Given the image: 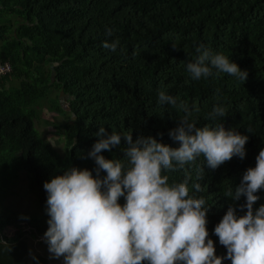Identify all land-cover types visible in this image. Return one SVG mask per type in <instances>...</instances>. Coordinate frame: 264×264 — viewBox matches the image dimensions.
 <instances>
[{"label":"trees","instance_id":"16d2710c","mask_svg":"<svg viewBox=\"0 0 264 264\" xmlns=\"http://www.w3.org/2000/svg\"><path fill=\"white\" fill-rule=\"evenodd\" d=\"M105 40H119L117 50L105 49ZM201 45L227 55L248 72V79L243 83L223 73L191 79L186 66ZM4 64L11 65L12 74L0 78V264H54L42 255L30 256L27 234L43 239L49 227L46 181L71 166L96 175L95 161L87 154L99 139L100 126L108 133L131 129L133 141L154 136L179 146L169 132L182 113L158 104L160 89L190 108L199 105L198 127L222 123L249 137L244 159L233 157L211 169L200 157L185 169L164 173L169 183L183 182L186 174L190 188L201 183L203 191L192 189L190 195L205 199L209 238L216 254L226 256L215 226L229 207L237 215L247 210L240 209L245 197L233 201L224 189L234 190L264 149V0H0ZM60 91L69 114L62 125L63 155L35 126L44 99H50L53 111H64ZM53 92L57 95L50 98ZM217 104L228 109L227 116L205 119ZM125 146L122 138L103 155L123 158ZM23 175L35 211L5 205ZM257 195L254 209L264 204V189ZM119 202L125 203L124 198ZM11 228L14 234L7 232Z\"/></svg>","mask_w":264,"mask_h":264},{"label":"clouds","instance_id":"9594fccd","mask_svg":"<svg viewBox=\"0 0 264 264\" xmlns=\"http://www.w3.org/2000/svg\"><path fill=\"white\" fill-rule=\"evenodd\" d=\"M112 32L109 28L106 35ZM118 45L119 40H105L102 46L115 52ZM196 51L199 55L186 66L191 79L221 73L243 83L248 79V72L227 55L214 54L203 45ZM157 100L182 113L178 126L169 132L178 147L154 136L133 141L131 129L108 133L100 126L95 133L99 139L87 154L95 161L96 175L88 168L71 166L45 182L49 227L43 239L50 258H62L63 264H223L225 259L231 264H264V204L253 207L257 193L264 189V149L235 189H224L233 201L245 197L240 209L247 211L237 215L236 208L229 207L215 226V235L227 249L226 256H218L209 238L206 201L190 195L192 189L203 191L201 183L190 188V174L183 182L169 183L164 173L185 169L200 157L211 169L233 157L244 159L249 137L222 123L198 127L194 117L201 111L199 105L190 108L163 89L158 90ZM227 112L217 104L205 119L225 118ZM122 138L124 157L106 158L103 152L112 151ZM203 165L199 181L204 176ZM102 172L106 175L101 176Z\"/></svg>","mask_w":264,"mask_h":264},{"label":"rangeland","instance_id":"374dc122","mask_svg":"<svg viewBox=\"0 0 264 264\" xmlns=\"http://www.w3.org/2000/svg\"><path fill=\"white\" fill-rule=\"evenodd\" d=\"M57 94L51 93L50 98H54ZM60 102L63 106V112H55L51 108L50 99H44L41 102L40 112H38V118L36 119L35 126L40 132L41 137L50 141L55 148L63 155L65 153L64 141H63V131L62 125L66 122L68 118V103L60 91L58 93ZM28 182L27 178L23 175L21 180L12 188V195L8 197L5 201V205L11 207L15 210L27 212L35 211V202L33 195L28 191L27 188ZM7 232L10 234L15 233V229H7ZM30 256L42 255L49 259L50 262L56 264L59 259L50 258V253L48 251V245L44 242V239L34 238L30 232L27 234ZM59 264H63L61 259Z\"/></svg>","mask_w":264,"mask_h":264},{"label":"built area","instance_id":"2783aa9c","mask_svg":"<svg viewBox=\"0 0 264 264\" xmlns=\"http://www.w3.org/2000/svg\"><path fill=\"white\" fill-rule=\"evenodd\" d=\"M12 74V67L11 65L4 64L0 66V78H4L7 75Z\"/></svg>","mask_w":264,"mask_h":264}]
</instances>
